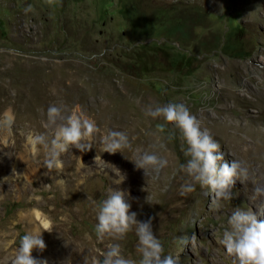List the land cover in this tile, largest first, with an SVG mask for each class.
<instances>
[{
    "label": "rangeland",
    "instance_id": "1",
    "mask_svg": "<svg viewBox=\"0 0 264 264\" xmlns=\"http://www.w3.org/2000/svg\"><path fill=\"white\" fill-rule=\"evenodd\" d=\"M263 4L264 0H0V174L5 184L0 192V224L6 221L5 241H14L6 259H11L20 238L31 230L26 226L29 219H15L19 212L36 211L37 222L66 219L63 225L50 228L56 237L62 233L96 238L97 220L86 214L96 213L98 202L115 187L109 179L113 174L108 176L94 164L95 147L84 153L76 149L64 153L61 173L46 169L47 151L42 146L34 150L27 138L48 131L42 122L48 107L56 104L66 107L65 114L76 112L95 122L99 132L94 144L108 129L124 131L134 158L149 151L168 161L159 173L166 179L160 188L163 193L148 190L154 179L151 174L144 176L142 169H137L138 181L125 180L121 189L128 197L146 201L143 211L154 215L153 234L163 242L165 254L180 253V264H232L219 240L235 207L247 210L253 204L264 205V197L252 199L254 189L263 188V167L237 155L233 147L221 145L222 162L230 165L235 159L248 169V179L235 182L233 199L215 210L207 189L196 185L195 191L184 196L178 188L181 206L167 209V195L175 191L170 179L178 165L186 162L181 146L187 145L172 124L160 132L163 119L145 112L157 105L185 104L201 129H207L217 142L224 136L221 126L231 120L248 123L252 131H264V107L258 103L264 100L251 88H240L247 78L249 86L263 87L264 78L250 70L251 66L264 70ZM29 5L32 10L26 12ZM228 127L227 133L234 131L249 139L248 131ZM171 131L176 135L169 142ZM100 155L126 179L132 172L120 164V152ZM13 160L20 179L11 174ZM80 170L84 176L77 177ZM71 174L78 186L63 193ZM56 179L64 184L58 185ZM184 179L188 177L183 175L181 183ZM15 183L27 191L25 196L20 198L23 192L14 190ZM34 185L38 190L32 192ZM77 190L79 195L74 194ZM51 195L52 203L42 202V196ZM35 200L41 202L34 205ZM62 206H75L76 212L68 219L60 213L53 218L48 214L52 207ZM137 219L145 221V216ZM185 235L195 240L181 248L174 241ZM115 242L127 258H140L134 229ZM102 252L97 250L94 260ZM55 256L59 259L47 260L48 264H65L64 253L55 252ZM82 261L75 264H85Z\"/></svg>",
    "mask_w": 264,
    "mask_h": 264
},
{
    "label": "clouds",
    "instance_id": "2",
    "mask_svg": "<svg viewBox=\"0 0 264 264\" xmlns=\"http://www.w3.org/2000/svg\"><path fill=\"white\" fill-rule=\"evenodd\" d=\"M31 5L25 11H31ZM63 105H50L47 109L46 120L42 122L47 132L30 135L28 143L34 150L42 146L46 151L45 167L49 171L61 173L63 161L61 156L70 149L81 153L97 150L94 164L109 176L111 183L121 185L126 175L114 165L104 161L101 153H122L124 149L131 148L129 136L124 131L108 129L98 144H94V137L99 132L98 126L90 118L76 112H68ZM145 115L153 119L162 118L164 124L158 126L160 132L165 131L168 124L178 129L180 138L187 145L181 146L186 162L180 163L173 171V178L182 173L188 177L180 186V195L192 193L199 185L207 189L211 195L210 207L219 210L222 202L233 199V186L237 180L244 183L248 179V169L238 160L233 159L231 164L224 163L223 153H220V144L207 129H201V123L192 115L189 108L182 103H168L164 106L148 107ZM50 132V135H49ZM175 131L167 135L171 142L175 139ZM163 147V145H161ZM137 169H142L144 176L151 174L157 179L160 171L165 168L168 161L154 153H139L135 162ZM81 169L86 168L81 158ZM15 171V170H13ZM58 185H63V179H56ZM166 190V188H165ZM129 193L119 187L109 189L105 199L96 206V220L94 233L97 241L103 243L106 238L122 240L127 233L135 230L138 240L136 251L139 259H129L122 254L119 243L109 244L101 253V258L94 260V264H180V253L165 254L163 242L153 234L152 217L146 221H139L136 212H130L131 204L128 202ZM264 197V188L256 187L252 199ZM149 197H147V201ZM264 205L255 211L235 207L227 220L228 227L222 232L219 244L224 247L226 254L232 258V264H264ZM42 231L51 232L47 226L43 230L35 229L25 233L19 241L10 264H48L47 259H37L32 256L34 249L43 252L46 244L42 238ZM195 240V236H177L175 243L184 248Z\"/></svg>",
    "mask_w": 264,
    "mask_h": 264
},
{
    "label": "bare ground",
    "instance_id": "3",
    "mask_svg": "<svg viewBox=\"0 0 264 264\" xmlns=\"http://www.w3.org/2000/svg\"><path fill=\"white\" fill-rule=\"evenodd\" d=\"M262 7L264 8V4ZM5 59L8 60L9 58H5ZM243 69L249 70V67L244 66ZM250 70L255 71L259 78L260 77L264 78V70H259L255 66H251ZM221 73H223L222 70H221ZM249 82H250V79L247 78L246 80H244L241 83L240 88L242 90L251 88V90L257 94L258 98L264 100V80H263V85H262L263 87L262 88L258 87V86H253V87L249 86L250 85ZM258 98H256V99H258ZM260 101L258 102L259 105L260 106L263 105V107H264V101H261V102ZM13 102H14V100H13ZM35 115H37V117H40V118L42 117L41 112L40 113L36 112ZM231 125L234 126V129H237L238 127H240L242 129L248 131L250 134L249 139L246 140V139L238 137V135L234 131L227 133V130L229 129L228 126H231ZM221 128H222L221 132L224 136H220L221 138L219 139V142H218L220 144V146L224 145L225 147H228V148L233 147L236 150L237 155L241 156L242 158H245L247 161L252 162L255 160V162L260 163L261 167H263V169H264V131H261V130L252 131L251 125H249L248 123H245L243 125H239L238 121L236 122L234 120H231L229 122L227 121V123L225 122V124L223 126H221ZM131 138L133 139V137H131ZM150 150H151V148H150ZM37 156H40V151H38ZM135 160H136V158H134V156L128 151V149H124L123 152L121 153L120 164L123 165V167H126V166L130 167V169L132 171L131 173L128 174L127 179H126V180H129L130 182L131 181L136 182V181H138V179L140 177V173L137 171V168H134L135 164L133 162H135ZM13 161L14 162H13L11 174L14 176V178L16 176V177H19V179H20V175L18 174L19 168L17 167L16 160H13ZM100 163L101 162L97 161L95 164H100ZM13 170H15V171H13ZM165 171H167V169H165ZM83 172H84L83 170H80L77 173V177L84 176ZM164 173H166V172H164ZM39 175H41V173L38 174V176ZM39 177H41V176H39ZM77 177L75 175L71 174L69 177V180H68L69 183L65 186L63 191L62 190L61 191L63 193H67L68 191H73L72 189L76 190V187L78 186V183H76ZM182 177H183V174L181 173V174L176 175L174 178L172 177V179H170L171 185H172L171 187H173L175 191L172 194L167 195V198L169 201V206H167V209L176 208V207L181 206V204H180L181 202H179L177 200V193H179L178 188L180 190V186L182 184L181 183ZM165 184H166L165 177L159 176L157 179H154L151 182H149L147 187H148L149 191H154V193H155V191L157 193L159 191L163 193V191H161L160 188L163 187ZM31 185H32V183H31ZM40 186H41V184H40ZM13 187H14V190L16 188L18 190L17 192L21 191V194H22V192H23L22 191L23 190L22 185L15 183ZM117 187L122 189V184L119 186L115 185L114 189ZM263 188H264V185H263ZM4 189H5L4 178H3V175L0 174V192L3 191ZM37 190L38 189H37L36 185H34L32 192H35ZM26 193H27V191H24L23 194L20 196V198L25 196ZM79 193H80V190H77L74 194L79 195ZM53 198H54V196H52V195L49 197H43L42 196V202L43 203L44 202L52 203ZM257 200H258V197L256 199H253L254 202H256ZM39 202H41V200H37V201L35 200L33 202V204L38 205ZM128 202L131 204L130 212H136L137 218L145 216V219H143V220L146 221L149 217H152L153 218L152 219V226L156 225V223H153L154 215L147 214L146 211H143V209L146 208L144 205V203H146V201H144L143 199L141 200V198L138 199V198L128 197ZM253 205H254V207H253L254 211L256 209H258L259 205L258 206H257V204H253ZM48 211H49L48 214L52 218L56 213H60L61 216H63L64 218L67 217V219H68V217L70 215H72L74 212H76V208H75V206H73L71 208L66 207V206H62L59 209H54V207H52ZM36 217H38V213L33 210L31 213L19 212L17 214V217H15V219L16 218L29 219L28 225H26V226H29L31 228V230L29 229L30 232L35 230V229L43 230L45 228V226H47L48 229L50 230V228L52 226L63 225L64 222L66 221V219H62V222H60V223H56L54 221H51V223H48L47 220L38 219L39 222H37ZM86 217L96 219V213H94V211H90L86 214ZM263 219H264V217H263ZM60 234L61 235L59 237H56L48 231H42V238L46 244V248L43 252H40V251L34 249L32 251V256L34 258H37V259H47V260L57 261L59 258H57L55 256V252L59 253V251H61L62 253H64L66 255V259H64V261H63L65 264H75L76 261L81 262L82 260H83L82 262H84L85 264H94V259L97 255V250L102 249L104 251L109 244L116 243L115 239H111V238H106L103 243H100L97 241V238H91L87 234H75V235H71V236H69V235L64 236L62 233H60ZM7 236H8L7 226H6V221H5L3 224H0V264H3L4 262H7V264H10V260L6 259V257L10 254V250L12 248H14V241L13 242L5 241ZM57 246H58V248H56ZM124 256L126 258L128 257L127 255H124Z\"/></svg>",
    "mask_w": 264,
    "mask_h": 264
}]
</instances>
